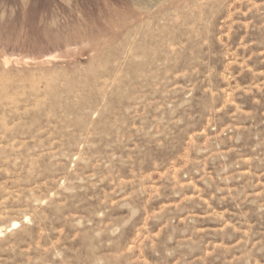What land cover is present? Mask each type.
I'll return each instance as SVG.
<instances>
[{"label":"rangeland","instance_id":"obj_1","mask_svg":"<svg viewBox=\"0 0 264 264\" xmlns=\"http://www.w3.org/2000/svg\"><path fill=\"white\" fill-rule=\"evenodd\" d=\"M0 264H264V0H0Z\"/></svg>","mask_w":264,"mask_h":264},{"label":"bare ground","instance_id":"obj_2","mask_svg":"<svg viewBox=\"0 0 264 264\" xmlns=\"http://www.w3.org/2000/svg\"><path fill=\"white\" fill-rule=\"evenodd\" d=\"M15 225L17 226V224L14 223V226H15Z\"/></svg>","mask_w":264,"mask_h":264}]
</instances>
